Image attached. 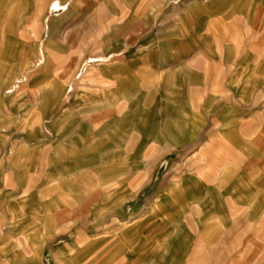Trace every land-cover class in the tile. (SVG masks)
Here are the masks:
<instances>
[{"label":"rangeland","instance_id":"rangeland-1","mask_svg":"<svg viewBox=\"0 0 264 264\" xmlns=\"http://www.w3.org/2000/svg\"><path fill=\"white\" fill-rule=\"evenodd\" d=\"M244 4L0 0V264H70L69 250L80 241L105 256L111 232L165 193L158 187L181 150L165 157L133 203L128 185L122 192L97 188L140 159L142 145L170 141L166 127L174 132L197 117L210 124L203 108L190 110L200 98L213 97L216 115L220 107L235 111L233 122L248 138L234 166L264 184V5L256 16L244 14ZM35 8L38 19L23 26ZM133 89L143 96L130 113L108 110L109 97L120 102ZM124 117L136 118L137 149L116 143L127 134ZM244 200L237 194L228 207L201 214L212 227L194 228L195 213L183 212L190 225L177 236L191 242L154 250L130 241L119 256L124 264H264L260 191L256 210H245ZM139 219L136 237L159 231Z\"/></svg>","mask_w":264,"mask_h":264},{"label":"crops","instance_id":"crops-1","mask_svg":"<svg viewBox=\"0 0 264 264\" xmlns=\"http://www.w3.org/2000/svg\"><path fill=\"white\" fill-rule=\"evenodd\" d=\"M245 1L244 14H248L250 10H255L256 16L262 14L264 0ZM39 14V8H35L32 15H25L21 19V24L28 26L31 21L34 22L38 19ZM3 20L9 23L13 21L12 18H4ZM46 91L45 87L41 89V93H46ZM226 94L230 95L231 91L225 92L224 95L228 97ZM141 96L143 94L140 90L133 89L122 97L120 102L109 97L105 103L111 112L120 110L130 113L131 108L137 105L135 99ZM225 96L224 98L227 99ZM212 101L213 97L205 103L201 98L198 102L190 103L191 111L197 112L203 108L205 116L209 113L213 116L210 124L206 123V119L203 117H197L196 121L190 120L183 124H176L174 132L172 128L166 127L165 134H167L166 137L170 138V141L166 140L164 144L142 145L140 159L129 161L127 165L125 164L121 168L118 176L105 183L104 188L103 186L97 188L98 190L103 189L105 192L109 190L122 192L123 186L128 185V189H124V192L130 193L131 199L128 202L133 203L139 193L151 184L157 167L165 157L168 154H173L176 150H181L177 163L168 167L166 174L163 175V182L158 187L160 191L167 187L165 193L155 196L154 199L153 197L148 198L147 203L151 200L153 202L149 204L147 210L142 208L145 204L141 205L130 213L126 222L121 223L117 230L111 232L112 234L103 241V244L105 243L110 247L109 252L101 258L95 257L97 251L95 253L89 242L80 241L69 250L70 264H124L125 258L119 256V249L124 248L130 241L135 246L151 245L150 247L154 250H165L167 247H172L174 243L182 246L193 240V237L190 236L180 238L177 236L178 233L183 232L186 225H190L181 218L183 212L189 210L191 213H195L197 220L193 224L194 228L212 227L214 224L210 222L211 218L200 221L201 214L217 208L228 207L237 194L244 196L247 200L245 210L257 209V204L252 200L258 191H260V197L264 204V184L250 183L248 181L249 172H242L241 168L234 166V163L241 159L243 146L248 135L243 133V130L237 129L235 122H233L235 114L233 109L220 107L219 115H216V106H210ZM138 116L139 114H136V117ZM100 118L101 116L98 119ZM219 118L224 120L220 124L222 126L220 129L216 124ZM134 119L136 118L133 117L132 120L134 121ZM129 121V117L123 118V126L128 128L127 134L121 142L116 143L120 147H130L134 150L137 149L139 135L134 122ZM196 124H198V128L191 131ZM208 127V131L203 133V130ZM131 142L132 144H130ZM130 173L133 175L131 179L126 178ZM261 179L264 182V171ZM260 215V221L264 224V205ZM138 217L141 218L139 223L145 228L157 224L160 227L159 231L152 232L151 238L146 240L136 237L133 230ZM218 223L220 226L226 225L225 220H219ZM157 234L158 237H156ZM201 241L207 242L206 239ZM133 250L132 248L128 249L130 252ZM109 257L111 260L108 259Z\"/></svg>","mask_w":264,"mask_h":264},{"label":"bare ground","instance_id":"bare-ground-1","mask_svg":"<svg viewBox=\"0 0 264 264\" xmlns=\"http://www.w3.org/2000/svg\"><path fill=\"white\" fill-rule=\"evenodd\" d=\"M152 213V212H151Z\"/></svg>","mask_w":264,"mask_h":264}]
</instances>
